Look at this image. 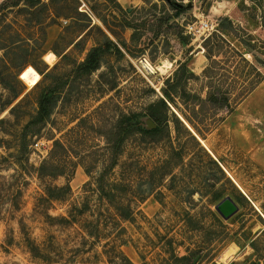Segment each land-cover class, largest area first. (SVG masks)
<instances>
[{
	"label": "rangeland",
	"instance_id": "obj_1",
	"mask_svg": "<svg viewBox=\"0 0 264 264\" xmlns=\"http://www.w3.org/2000/svg\"><path fill=\"white\" fill-rule=\"evenodd\" d=\"M200 23L208 24L203 35L187 33ZM211 35L232 49L221 46L214 58L217 80L235 86L231 106L199 115L197 126L210 128L201 137L182 125L222 172L183 128L175 140L172 124V144L128 141L120 164L108 171L104 142L114 139L120 109L140 112L161 97L181 64L199 78L178 93L205 99L204 41ZM109 42L121 54L105 49L98 69L86 74L79 64ZM234 52L262 76L237 104L241 86L257 77ZM36 70L40 78L28 88ZM12 74L24 83V98L0 113V264H108L106 255L120 243L133 264H264V0H41L33 8L28 0H0V103L13 95ZM46 87L53 93L49 117L33 125ZM55 141L68 154L56 149L53 167L41 176ZM170 145L179 157L161 166ZM168 171L173 176L164 177ZM101 173L107 183L122 176L127 187L114 198L99 195L94 181ZM64 186L70 191L63 200H45L47 187ZM225 197L238 206L228 220L215 211ZM119 205L122 213L131 209L130 221L116 216ZM226 252L229 261L222 262Z\"/></svg>",
	"mask_w": 264,
	"mask_h": 264
},
{
	"label": "trees",
	"instance_id": "obj_2",
	"mask_svg": "<svg viewBox=\"0 0 264 264\" xmlns=\"http://www.w3.org/2000/svg\"><path fill=\"white\" fill-rule=\"evenodd\" d=\"M40 3L41 0H28V7L33 8L39 5ZM118 8L120 11H122L120 7ZM221 46L227 47L230 50H232L229 46V43L217 35H211L208 39L204 41V49L206 53V59L208 61V65L202 71V77L208 81L206 85L205 99H202L196 93L191 94L190 91H186L185 89L180 91V93H178L181 85L186 86L189 81L199 78L195 76L188 69L186 64H181L178 67V69L166 79L164 83L165 88L162 89L161 97H158L155 101L148 104L140 112L139 111L124 112L123 110L120 109L114 127L115 130L114 139L112 140V142L105 139L104 142L106 145L104 148L105 154L110 155L112 157V164L109 167H107L108 171L109 169L113 170L115 167L118 166V164H120L119 163L120 157L128 141L134 139H141L142 141H145L147 139L161 140L163 138H168V140L172 144V140L170 139V134H169L170 124H172L173 131L175 133V140H177L179 137L180 128H183L186 134L192 139V141L195 142L197 148L205 156L209 158L210 162L215 167L218 168L216 162L209 157L205 149L195 140V138L191 135V133L182 125V122L173 113L172 109L179 116L183 118V121H186L189 124V126L195 131V133L199 137H201L202 132H205L206 130L209 131L210 128L205 127L203 121L198 122L201 125V128L203 127V130L197 126V120H204L202 119V117L201 119H198L199 115L201 114L208 115L207 113L218 112L220 110H223L231 106L230 97L234 94L235 91L234 84L229 86H224L223 84H220L219 80H217V77L218 76L220 77V74L217 71L219 70V63L216 60H214V58L216 55L215 53L221 49ZM110 48L115 53L121 54L120 48L114 45L112 42H109L108 45L103 49L99 47H94L90 49V51L86 56V59L79 64V67L83 69V71L86 74L92 73L93 71L98 69L100 65L101 56L105 52V49L109 51ZM234 55L241 58L242 62L247 64L251 74H255V77H257L255 80L251 79L250 81H248L246 85L241 86V90L237 94L238 96L236 102L237 104L239 101L247 98L258 87V85L262 81V76L259 73L258 68L248 64L241 57V55H239L236 52H234ZM194 61H196V59H194L191 62L192 65H194ZM21 72L18 73L19 79ZM12 76L14 77V81L16 82V85L12 87H8L7 90H9V92L13 95H11V98L8 101L4 103H0V113H3L7 109H13L24 98L23 96L24 91L21 89V86H23L22 85L23 82L21 80L20 81L22 83L18 81V77L16 76V74H12ZM225 77L227 78V76ZM39 78H40V73L38 72L36 73V76L32 79V82L26 84V86L30 88ZM52 102H53V93L49 88L46 87L41 91L37 99V111L30 123L33 125H38L46 121V119L49 117L50 114V106ZM104 105L105 103H103L99 107L98 111L102 109ZM207 108L208 110H206ZM203 118H205V115L203 116ZM147 120L151 121V123L154 125V128L149 129L147 127L146 125ZM186 122L185 124L188 126ZM66 147L67 146L64 143L60 141H55L52 148L53 151L50 153L49 158L40 165L38 169V173L39 174L42 173V171H44V167L46 166L53 167V164L55 163L53 159L55 157L54 153L56 152V149H61L62 153L67 155L68 150H66L67 149ZM174 155L179 157L178 151L172 145H170L169 153L166 156V158L161 162V166L165 165L166 167L167 165H169L170 159L172 160L174 158L172 156ZM56 164L58 163L56 162ZM218 170L220 169L218 168ZM40 175L43 176V174ZM57 176H63V174H58ZM167 176H173L172 172L168 171L164 173V177ZM94 186H95V191L99 195H103L109 198H114L112 194H114V191L116 189L121 190L127 187L122 176L120 177V179H115V181H113L112 183L105 182L104 173H101L95 179ZM69 191H70L69 186L53 187V188L47 187L45 200L48 202L61 201L65 196H67ZM240 196L241 198H243L242 195ZM221 198H222L221 193L219 192L216 193L214 199L219 200ZM120 205L116 206V210L118 212L116 216L123 221H130L132 218L131 209L129 207H126V211L122 213L120 212V208L122 207V206L120 207ZM263 213H264V208H263ZM60 221L70 223V221L67 219H60ZM87 234L91 235L92 233H87ZM123 245H124L123 243H120L118 245V249L115 252L114 256L110 257L106 255L108 259V264H133L123 254L121 250V247ZM29 248L33 253V256L38 257V247H36L35 245H31L29 243ZM181 260H186V258L183 257L181 258Z\"/></svg>",
	"mask_w": 264,
	"mask_h": 264
},
{
	"label": "water",
	"instance_id": "obj_3",
	"mask_svg": "<svg viewBox=\"0 0 264 264\" xmlns=\"http://www.w3.org/2000/svg\"><path fill=\"white\" fill-rule=\"evenodd\" d=\"M172 109V108H171ZM173 113L178 117V119L184 123L183 118L179 116L173 109ZM146 125L149 129L154 128V125L151 123V121L147 120ZM197 138V137H196ZM199 143H201L202 147L206 149L205 145L198 139ZM208 151V150H207ZM215 211L218 213V215L223 219V220H228L231 218L234 214L237 213L238 211V206L237 204L230 198V197H225L223 198L216 206H215ZM263 218V216L261 215ZM264 220V218H263Z\"/></svg>",
	"mask_w": 264,
	"mask_h": 264
},
{
	"label": "built area",
	"instance_id": "obj_4",
	"mask_svg": "<svg viewBox=\"0 0 264 264\" xmlns=\"http://www.w3.org/2000/svg\"><path fill=\"white\" fill-rule=\"evenodd\" d=\"M208 31V24L207 23H200L199 26L197 25H192L187 28V33L190 34L193 37H197V33H202L201 35L204 34V32ZM37 146V145H36Z\"/></svg>",
	"mask_w": 264,
	"mask_h": 264
},
{
	"label": "bare ground",
	"instance_id": "obj_5",
	"mask_svg": "<svg viewBox=\"0 0 264 264\" xmlns=\"http://www.w3.org/2000/svg\"><path fill=\"white\" fill-rule=\"evenodd\" d=\"M144 66L148 69V71H152L153 68L150 67V65L147 63V61H143ZM155 70H157L158 72H162L163 71V67H157ZM185 123V122H184ZM201 141V140H200ZM264 218V217H263ZM234 254V253H233ZM230 254L228 252H226L225 254L222 255L221 260L222 262H226L229 261ZM232 258V257H231Z\"/></svg>",
	"mask_w": 264,
	"mask_h": 264
}]
</instances>
